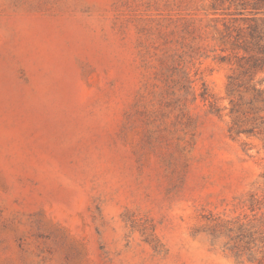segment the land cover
Wrapping results in <instances>:
<instances>
[{
  "label": "rangeland",
  "instance_id": "rangeland-1",
  "mask_svg": "<svg viewBox=\"0 0 264 264\" xmlns=\"http://www.w3.org/2000/svg\"><path fill=\"white\" fill-rule=\"evenodd\" d=\"M253 1L0 0V264H264Z\"/></svg>",
  "mask_w": 264,
  "mask_h": 264
},
{
  "label": "trees",
  "instance_id": "trees-1",
  "mask_svg": "<svg viewBox=\"0 0 264 264\" xmlns=\"http://www.w3.org/2000/svg\"><path fill=\"white\" fill-rule=\"evenodd\" d=\"M250 6L255 15L264 14V0H254ZM261 24L262 26L256 21L251 26L252 42L244 47L249 55L241 57L238 63L240 81L233 76L228 78L227 92L229 95H233L237 88L243 90H238L240 91L238 94L239 109L231 111L234 114L228 130L231 136L255 135L264 131V106L259 107L261 104L264 105V88H260L264 85V78L258 80L256 85L249 84L253 75L264 72V33H260L264 31V18ZM192 82L189 68L183 69L182 80L178 81L182 89L191 88ZM202 97L204 99V96Z\"/></svg>",
  "mask_w": 264,
  "mask_h": 264
}]
</instances>
